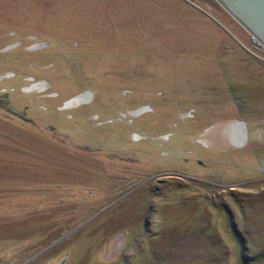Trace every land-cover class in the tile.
I'll use <instances>...</instances> for the list:
<instances>
[{
  "label": "rangeland",
  "instance_id": "rangeland-1",
  "mask_svg": "<svg viewBox=\"0 0 264 264\" xmlns=\"http://www.w3.org/2000/svg\"><path fill=\"white\" fill-rule=\"evenodd\" d=\"M258 43L215 0H0V264H264Z\"/></svg>",
  "mask_w": 264,
  "mask_h": 264
},
{
  "label": "water",
  "instance_id": "water-1",
  "mask_svg": "<svg viewBox=\"0 0 264 264\" xmlns=\"http://www.w3.org/2000/svg\"><path fill=\"white\" fill-rule=\"evenodd\" d=\"M215 1L252 36L253 40H257L264 50V0Z\"/></svg>",
  "mask_w": 264,
  "mask_h": 264
},
{
  "label": "bare ground",
  "instance_id": "bare-ground-1",
  "mask_svg": "<svg viewBox=\"0 0 264 264\" xmlns=\"http://www.w3.org/2000/svg\"><path fill=\"white\" fill-rule=\"evenodd\" d=\"M257 41V40H256ZM241 123L240 122H237L235 125H236V133H237V135H238V143L237 144H235V145H237V146H240V145H242L243 143H244V140H245V138H246V130H245V127H244V131H243V129L239 126ZM243 136H244V140H243ZM233 140L235 141V139H234V136H233Z\"/></svg>",
  "mask_w": 264,
  "mask_h": 264
},
{
  "label": "flooded vegetation",
  "instance_id": "flooded-vegetation-1",
  "mask_svg": "<svg viewBox=\"0 0 264 264\" xmlns=\"http://www.w3.org/2000/svg\"><path fill=\"white\" fill-rule=\"evenodd\" d=\"M262 62H263V61H262ZM83 97H84V98H83ZM84 99H87V100H88V98H86L85 96H80V97H78L77 99H74L73 101H70V102H72V103H78V104H79V103H81V102H78V101H80V100H83V101H84ZM72 103H71V104H72ZM230 126H232V125H230ZM230 126H229V127H230ZM229 127H228V128H229ZM233 128L236 129V125H233ZM233 128H232V129H233ZM229 136H230V138H231L232 140H233V136H234V139H235V141L233 140L234 143H235V144L238 143V140H237V139H238V135L233 134L232 131H231L230 129L228 130V137H229ZM230 138H229V139H230ZM230 141H231V140H230ZM231 142H232V141H231ZM232 143H233V142H232ZM234 143H233V144H234Z\"/></svg>",
  "mask_w": 264,
  "mask_h": 264
}]
</instances>
